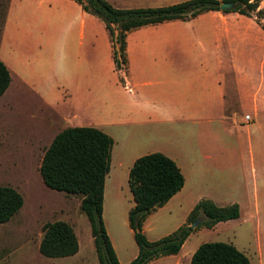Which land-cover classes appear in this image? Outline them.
<instances>
[{
    "label": "rangeland",
    "instance_id": "obj_1",
    "mask_svg": "<svg viewBox=\"0 0 264 264\" xmlns=\"http://www.w3.org/2000/svg\"><path fill=\"white\" fill-rule=\"evenodd\" d=\"M107 1L132 9L186 0ZM256 15L211 10L191 21L137 28L126 35L127 63L117 66L106 23L76 0H0V59L12 77L0 98V186H11L25 200L1 225L0 264H100L82 197L48 188L40 174L45 151L69 127H94L114 140L103 220L122 264L139 253L129 223L135 206L129 173L137 158L150 153L178 160L187 181L145 219L148 240L185 225L203 200L238 204L235 220L207 228L202 214L191 225L201 219L181 250L183 264L208 242L232 243L259 264L254 252L264 239V30ZM220 89L226 121L189 119L211 112ZM58 220L72 226L79 251L49 258L39 250L43 226Z\"/></svg>",
    "mask_w": 264,
    "mask_h": 264
},
{
    "label": "trees",
    "instance_id": "obj_2",
    "mask_svg": "<svg viewBox=\"0 0 264 264\" xmlns=\"http://www.w3.org/2000/svg\"><path fill=\"white\" fill-rule=\"evenodd\" d=\"M85 11H91L106 23L114 46V62L127 63L126 35L137 28L169 21H191L198 15L221 9L225 2L237 4L233 12L251 17L256 15L264 30L262 18L264 0H186L176 4L121 9L107 0H76ZM117 43L120 44L119 51ZM115 65V66H116ZM11 72L0 59V98L11 84ZM114 140L94 127H69L60 132L45 151L40 174L45 185L67 195L81 196V208L92 228L100 264H122L106 229L103 214L105 184L110 172ZM130 190L135 206L129 213L130 227L139 247L138 256L127 264H149L163 256L177 255L193 232L191 225L203 214V226L212 228L218 223L240 216L238 204L219 206L211 200L199 202L188 216L187 223L172 234L151 242L143 232L145 219L163 207L185 185V176L178 164L163 153H150L137 158L129 173ZM21 193L11 186H0V228L9 222L24 206ZM40 252L49 258L73 256L79 251V241L72 226L58 220L43 226ZM191 264H252L245 252L234 244L208 242L201 244L192 256Z\"/></svg>",
    "mask_w": 264,
    "mask_h": 264
},
{
    "label": "crops",
    "instance_id": "obj_3",
    "mask_svg": "<svg viewBox=\"0 0 264 264\" xmlns=\"http://www.w3.org/2000/svg\"><path fill=\"white\" fill-rule=\"evenodd\" d=\"M8 10H7V13H6V16H7V21H8V18H9V16L11 15V13H12V10H11V7L10 6H8V8H7ZM241 18V17H240ZM222 19L223 20H226V19H228V17H222ZM233 19H238L239 20V18H236V17H234ZM5 25V24H4ZM2 62H3V60H2ZM4 64H5V62H4ZM263 64H264V61H263ZM7 65V64H6ZM232 68H234V69H236L235 68V66H231ZM230 67V68H231ZM219 68H222V67H219ZM221 71V70H220ZM245 84L246 85H248V81H246V80H243V82H242V84H241V86H240V89L244 92L245 91V88H244V86H245ZM264 88V83H263V85H262V88H260V89H263ZM247 91V90H246ZM219 94H220V96H222V99H224L225 98V96H226V94L225 93H223L222 91H221V89H220V93H217L216 94V92H215V95H214V97L215 98H218L219 97ZM219 99V98H218ZM216 100L214 103L216 104V105H213L212 107H211V109H213V110H211V112L209 111V112H206V111H204L203 113H198L196 116H193V117H190L189 119H191V120H202V119H206V120H209V121H218V120H221V121H226L227 119H226V117H227V113H228V111L226 112L224 109L226 108V105H224V104H222V100L221 99H219V100ZM148 104L149 105H151L152 107H154L151 103H149L148 102ZM217 105H219V106H221V108H218L217 107ZM222 107H225V108H222ZM155 108V107H154ZM215 109V110H214ZM159 110L161 111L162 109L161 108H159ZM204 110V109H203ZM75 117V116H74ZM68 119V117H65L64 118V120H63V122H65V123H67L66 122V120ZM224 150H226V151H230L231 150V148L230 147H225L224 148ZM172 159H174V161L178 164V166L181 168V166H180V164H179V162H178V160H176L175 158H172ZM212 166H214V164H212ZM181 170H182V168H181ZM182 172H183V170H182ZM184 174V173H183ZM107 180V179H106ZM186 181H187V179L185 178V185H184V187L186 186ZM105 186H106V184H105ZM184 187H183V189H184ZM182 189V190H183ZM182 190L180 191V192H182ZM180 192H178L173 198H171V200H173ZM170 200V201H171ZM258 200H259V198H258V196L256 195V208H258L259 207V202H258ZM169 201V202H170ZM168 202V203H169ZM218 205V204H217ZM220 206V205H219ZM191 213V212H190ZM190 215V214H189ZM252 216H254V214H252ZM145 231V230H144ZM143 231V232H144ZM146 232V231H145ZM146 235V234H145ZM111 238V237H110ZM260 238V237H259ZM113 244V243H112ZM114 246V245H113ZM184 246V245H183ZM114 248H115V246H114ZM183 248V247H182ZM198 249V248H197ZM116 250V249H115ZM182 250V249H181ZM182 252V251H181ZM180 252V253H181ZM117 253V252H116ZM180 253L179 254H177V255H169V256H164L165 257V259H164V257H161V258H159V259H155V260H153V261H151L149 264H153V262H156V263H154V264H183L184 263V256L183 255H180ZM195 253V252H194ZM191 254H193V253H191ZM118 255V254H117ZM193 256V255H192ZM192 256L190 255L189 256V258H188V264H191V260H192ZM254 256L256 257V260H258L259 261V264H264V239H261L260 238V243H259V245H258V247H257V250L254 252ZM119 258V257H118ZM167 258V259H166ZM120 261V260H119ZM187 261H186V263H187Z\"/></svg>",
    "mask_w": 264,
    "mask_h": 264
},
{
    "label": "water",
    "instance_id": "obj_4",
    "mask_svg": "<svg viewBox=\"0 0 264 264\" xmlns=\"http://www.w3.org/2000/svg\"><path fill=\"white\" fill-rule=\"evenodd\" d=\"M220 6L222 10L233 11L236 8L237 4L235 2H225V3H222ZM200 222H201V219H200ZM200 222L198 224H200ZM198 224L195 223L192 226V228L194 229Z\"/></svg>",
    "mask_w": 264,
    "mask_h": 264
},
{
    "label": "built area",
    "instance_id": "obj_5",
    "mask_svg": "<svg viewBox=\"0 0 264 264\" xmlns=\"http://www.w3.org/2000/svg\"><path fill=\"white\" fill-rule=\"evenodd\" d=\"M247 119H250L249 116L246 117Z\"/></svg>",
    "mask_w": 264,
    "mask_h": 264
}]
</instances>
